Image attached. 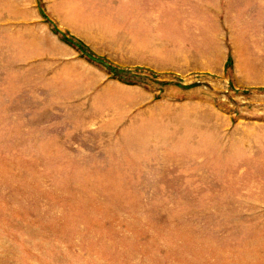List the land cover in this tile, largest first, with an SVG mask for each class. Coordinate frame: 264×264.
<instances>
[{"label": "rangeland", "instance_id": "374dc122", "mask_svg": "<svg viewBox=\"0 0 264 264\" xmlns=\"http://www.w3.org/2000/svg\"><path fill=\"white\" fill-rule=\"evenodd\" d=\"M0 264H264V0H0Z\"/></svg>", "mask_w": 264, "mask_h": 264}, {"label": "trees", "instance_id": "16d2710c", "mask_svg": "<svg viewBox=\"0 0 264 264\" xmlns=\"http://www.w3.org/2000/svg\"><path fill=\"white\" fill-rule=\"evenodd\" d=\"M67 40V39H66ZM70 41V40H69ZM81 44V43H80ZM82 46H84L83 44H81Z\"/></svg>", "mask_w": 264, "mask_h": 264}]
</instances>
